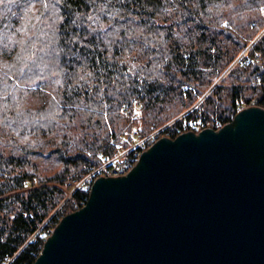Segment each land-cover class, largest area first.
Instances as JSON below:
<instances>
[{
	"label": "trees",
	"instance_id": "obj_1",
	"mask_svg": "<svg viewBox=\"0 0 264 264\" xmlns=\"http://www.w3.org/2000/svg\"><path fill=\"white\" fill-rule=\"evenodd\" d=\"M249 105L264 0H0V264L36 261L45 222L89 199L69 183L132 147L137 115L139 138L165 127L145 151Z\"/></svg>",
	"mask_w": 264,
	"mask_h": 264
},
{
	"label": "water",
	"instance_id": "obj_2",
	"mask_svg": "<svg viewBox=\"0 0 264 264\" xmlns=\"http://www.w3.org/2000/svg\"><path fill=\"white\" fill-rule=\"evenodd\" d=\"M33 264H264V107L163 136L89 199Z\"/></svg>",
	"mask_w": 264,
	"mask_h": 264
},
{
	"label": "built area",
	"instance_id": "obj_3",
	"mask_svg": "<svg viewBox=\"0 0 264 264\" xmlns=\"http://www.w3.org/2000/svg\"><path fill=\"white\" fill-rule=\"evenodd\" d=\"M139 116V115H137ZM143 153V150L140 149V146L134 145L128 150H123L119 152V154L111 159L110 161L106 162L101 168H99L97 171L100 172V176L106 175V176H120L127 174L139 161V158L141 154ZM97 175H89L86 179L87 181L85 183H72L71 186H74L76 190L77 188H86L88 190L91 189L94 181L98 178ZM72 188V187H70Z\"/></svg>",
	"mask_w": 264,
	"mask_h": 264
},
{
	"label": "rangeland",
	"instance_id": "obj_4",
	"mask_svg": "<svg viewBox=\"0 0 264 264\" xmlns=\"http://www.w3.org/2000/svg\"><path fill=\"white\" fill-rule=\"evenodd\" d=\"M198 105V104H197ZM184 115H181V116H179L178 117V119H180L181 117H183ZM142 128H143V122H142V118L140 117V114H139V116H137L136 117V124H134V126H133V128H132V130L129 132H126V134L128 135V133H131L132 134V136L135 138V140L133 141V143H132V147L134 146V145H137V146H140V147H145L146 145H147V143L148 142H150V141H152L157 135H158V133L160 132V131H162L165 127H162V128H157V129H155V130H153L149 135H147L146 137H144V138H139V135H140V131L142 130ZM131 148V147H130ZM129 148V149H130ZM128 150V149H127ZM98 170V169H97ZM97 170H95V171H93V172H91V174L92 175H97V176H100V170L99 171H97ZM90 174V175H91ZM87 181V179H85L84 181H82V182H80V183H85ZM37 182V181H36ZM72 183H75V182H72ZM72 183H69V184H72ZM69 187H72V188H70L69 189V194H68V196L69 195H71L75 190H72V189H75L74 188V186H71V185H69ZM58 210V209H57ZM57 212V211H56ZM56 212L55 213H53L52 215H51V217L45 222V224L44 225H46V224H51V226L52 227H50V229L52 230V232H53V230H54V226L56 225V222H58V220L60 219L59 217H58V219L57 220H55L54 218H53V216H54V214H56ZM53 218V219H52Z\"/></svg>",
	"mask_w": 264,
	"mask_h": 264
}]
</instances>
